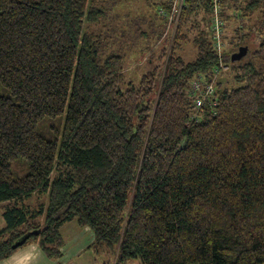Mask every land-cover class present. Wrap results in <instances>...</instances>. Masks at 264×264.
I'll return each instance as SVG.
<instances>
[{
	"label": "trees",
	"instance_id": "1",
	"mask_svg": "<svg viewBox=\"0 0 264 264\" xmlns=\"http://www.w3.org/2000/svg\"><path fill=\"white\" fill-rule=\"evenodd\" d=\"M174 2L0 0L1 260L31 243L62 259L75 221L96 264L264 263V0H221L231 68L199 119L213 6L184 0L172 37ZM128 58L152 63L137 83Z\"/></svg>",
	"mask_w": 264,
	"mask_h": 264
},
{
	"label": "built area",
	"instance_id": "2",
	"mask_svg": "<svg viewBox=\"0 0 264 264\" xmlns=\"http://www.w3.org/2000/svg\"><path fill=\"white\" fill-rule=\"evenodd\" d=\"M183 3L184 0H175L173 6V12H176L175 16L172 15L173 12L168 13L167 11L160 9V14L169 19L165 35L170 34L174 37ZM211 3L213 6L211 16V29L213 31L212 38L214 48L219 55V60L210 74L200 72L190 82L189 94L194 100V110L191 115L193 119H199L201 112L204 111L206 106H216L217 101L214 97L215 92L221 85L224 73L228 72L231 68L230 62L225 57L227 42L224 39L225 27L224 21L221 17L222 3L221 0H211Z\"/></svg>",
	"mask_w": 264,
	"mask_h": 264
},
{
	"label": "rangeland",
	"instance_id": "3",
	"mask_svg": "<svg viewBox=\"0 0 264 264\" xmlns=\"http://www.w3.org/2000/svg\"><path fill=\"white\" fill-rule=\"evenodd\" d=\"M253 21L257 23L258 27V33L263 34L264 33V13L262 10H257L255 12ZM256 35V34H255ZM254 35V36H255ZM139 47V46H138ZM138 47L132 50L134 52V58L137 56V58H140L138 50ZM138 51V52H137ZM131 52V53H132ZM232 53V52H231ZM196 52L194 48H188L186 53V58L189 60L195 56ZM130 58L127 59L126 65L128 66L126 68L127 73V79H131L135 81L136 83L139 81V78L143 73H145L150 67L152 63H147L141 61L138 64L135 63V60L131 59V62L129 61ZM154 63V62H153ZM16 167V166H15ZM46 196V197H45ZM46 198H48L47 193H43L40 198H37L35 200L39 201H46ZM6 203H0V228L4 224V219L2 216V213L4 211ZM32 204H36V201H33ZM42 218H39L38 221H42ZM63 234L66 237V243L63 249V252L65 253L62 257V259L56 261L55 264H96L93 260L89 252H84L87 243L93 239V232L89 228H82L78 226V224L75 221L68 222L63 227ZM28 245H36L34 243L28 244ZM27 245V246H28ZM37 246V245H36ZM26 247V246H25ZM24 248V249H29ZM38 247V246H37ZM22 250V248H20ZM38 250H41L39 247ZM24 251V250H23ZM83 252V253H82ZM27 258L24 257L25 262ZM27 263V262H26ZM53 264V263H52ZM128 264H141L138 259H132ZM264 264V263H262Z\"/></svg>",
	"mask_w": 264,
	"mask_h": 264
},
{
	"label": "crops",
	"instance_id": "4",
	"mask_svg": "<svg viewBox=\"0 0 264 264\" xmlns=\"http://www.w3.org/2000/svg\"><path fill=\"white\" fill-rule=\"evenodd\" d=\"M29 249H24L28 248ZM19 250H17L14 254L5 259H0V264H55V262L49 258L42 252V250H38L36 245H28ZM24 250V251H23ZM24 257L27 259V263L24 260ZM61 264V263H60Z\"/></svg>",
	"mask_w": 264,
	"mask_h": 264
},
{
	"label": "water",
	"instance_id": "5",
	"mask_svg": "<svg viewBox=\"0 0 264 264\" xmlns=\"http://www.w3.org/2000/svg\"><path fill=\"white\" fill-rule=\"evenodd\" d=\"M249 51V47L248 46H240L238 48V50L234 51L233 53H231L230 58L232 61H237L242 59ZM37 232V231H36ZM30 235V233H26V235H24L23 237H21L19 240H17L14 244L13 247H18L20 245H22L26 239L28 238V236Z\"/></svg>",
	"mask_w": 264,
	"mask_h": 264
}]
</instances>
